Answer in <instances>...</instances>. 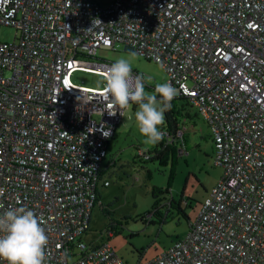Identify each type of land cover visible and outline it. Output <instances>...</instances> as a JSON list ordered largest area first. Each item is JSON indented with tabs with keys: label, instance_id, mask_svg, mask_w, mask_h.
<instances>
[{
	"label": "built area",
	"instance_id": "1",
	"mask_svg": "<svg viewBox=\"0 0 264 264\" xmlns=\"http://www.w3.org/2000/svg\"><path fill=\"white\" fill-rule=\"evenodd\" d=\"M1 26L16 35L0 40V214L40 218L45 264H124L81 238L126 109L110 116L104 88L71 81L104 76L92 58L118 43L188 98L222 170L185 236L146 264H264V0H0Z\"/></svg>",
	"mask_w": 264,
	"mask_h": 264
},
{
	"label": "rangeland",
	"instance_id": "2",
	"mask_svg": "<svg viewBox=\"0 0 264 264\" xmlns=\"http://www.w3.org/2000/svg\"><path fill=\"white\" fill-rule=\"evenodd\" d=\"M15 35V29L0 27L1 41L12 43ZM121 57L131 61L134 73L151 77L146 91L154 92L156 83L167 82L168 77L160 65L127 50L124 44L118 43L114 50H98L92 60L111 64ZM103 77L76 70L71 81L99 90L104 88ZM181 105L182 102H176V107ZM137 108L138 105H132L124 111L110 139L109 156L102 163L105 168L108 159L114 158L106 172L110 185L101 188L100 205L92 210L89 228L81 238L88 245L109 243L124 264H146L183 238L197 218L207 193L222 175V170L213 165L210 130L198 115L194 119L196 126H191L190 121L184 123L187 128L183 135L185 153L177 155L173 165L169 162L162 167L157 161H146L143 155L138 158L137 150L146 152L153 146L143 143L135 119ZM187 111L195 113L193 108ZM154 187L162 191L168 187V194L154 198ZM179 200L182 202L180 210L176 207ZM157 207L159 214H154Z\"/></svg>",
	"mask_w": 264,
	"mask_h": 264
},
{
	"label": "clouds",
	"instance_id": "3",
	"mask_svg": "<svg viewBox=\"0 0 264 264\" xmlns=\"http://www.w3.org/2000/svg\"><path fill=\"white\" fill-rule=\"evenodd\" d=\"M103 86L109 97L113 116L117 111L138 105L135 119L145 145L155 146L165 135L160 130L165 123V113L177 89L169 82L156 83L154 92L146 91L151 77L133 75L132 63L117 58L107 67ZM159 96V99L157 98ZM48 236L40 218L26 208L9 209L0 214V262L3 264H45Z\"/></svg>",
	"mask_w": 264,
	"mask_h": 264
},
{
	"label": "trees",
	"instance_id": "4",
	"mask_svg": "<svg viewBox=\"0 0 264 264\" xmlns=\"http://www.w3.org/2000/svg\"><path fill=\"white\" fill-rule=\"evenodd\" d=\"M176 102H182V105L180 107L179 106L176 107ZM135 105L136 104H133V106ZM171 105H172L171 109L165 113V124L160 129L164 131L166 136L163 137L162 141H160L158 144L153 146L152 150L143 152V157L146 161H149V162L157 161L162 167L167 166L169 162H172V165H173L174 160L175 158H177V155H178V148L184 145L183 139L176 138V133L183 125H185L182 122V120L185 118L187 108H191V104L189 103L188 98H185L183 96H176L171 101ZM137 151L139 152V150ZM107 156H109L108 151H107L105 160L107 159ZM137 157L141 158V156H138V154H137ZM112 161H114V158L111 157L110 159H108L107 163L111 164ZM168 190H169L168 187L164 191H162L160 188L154 187L152 189V195L154 198H158L159 196L163 194H168ZM180 202L181 200H179L178 203L176 204L177 209H179ZM171 203H174V202L171 201ZM101 207L103 208V205ZM159 211H160V208L158 207L155 208L154 214H157V213L159 214ZM113 230L114 228H112V231Z\"/></svg>",
	"mask_w": 264,
	"mask_h": 264
},
{
	"label": "crops",
	"instance_id": "5",
	"mask_svg": "<svg viewBox=\"0 0 264 264\" xmlns=\"http://www.w3.org/2000/svg\"><path fill=\"white\" fill-rule=\"evenodd\" d=\"M192 108H190V110H191ZM195 118H197V114H196V112L195 113H191V112H189V111H187L186 112V115H185V118L182 120V122L183 123H188V121H190L191 122V126H196L195 125ZM204 153H206V152H204ZM212 156H213V151H212ZM100 198H101V190L99 191V201H100ZM182 202H180V204H181ZM180 204H179V206H180Z\"/></svg>",
	"mask_w": 264,
	"mask_h": 264
}]
</instances>
